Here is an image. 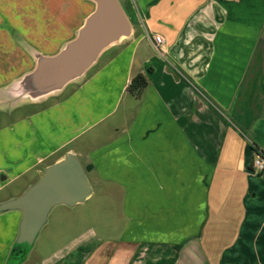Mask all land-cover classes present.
Segmentation results:
<instances>
[{
	"label": "crops",
	"instance_id": "0c3cea01",
	"mask_svg": "<svg viewBox=\"0 0 264 264\" xmlns=\"http://www.w3.org/2000/svg\"><path fill=\"white\" fill-rule=\"evenodd\" d=\"M11 2L24 0H0V89L35 67L27 48L57 53L94 9L67 0L56 6L61 26L20 40ZM120 3L130 38L60 93L0 106L37 107L0 122V203L71 151L91 168L86 202L96 195L105 205L96 223L120 226L70 237L36 264H264V172L253 166L254 148L264 153V0ZM75 6L77 25L67 22ZM154 35L164 39L159 50ZM138 72L148 80L141 98L127 90ZM20 220L0 213V264Z\"/></svg>",
	"mask_w": 264,
	"mask_h": 264
},
{
	"label": "water",
	"instance_id": "95a60500",
	"mask_svg": "<svg viewBox=\"0 0 264 264\" xmlns=\"http://www.w3.org/2000/svg\"><path fill=\"white\" fill-rule=\"evenodd\" d=\"M93 11L84 19L75 37L53 55L27 48L35 67L0 89V106L13 108L23 102H38L82 79L109 47L128 39L133 27L119 0H88ZM93 194V185L79 157L73 152L43 169V173L19 196L0 203V213L19 211L17 245L32 247L58 206L74 208Z\"/></svg>",
	"mask_w": 264,
	"mask_h": 264
},
{
	"label": "rangeland",
	"instance_id": "374dc122",
	"mask_svg": "<svg viewBox=\"0 0 264 264\" xmlns=\"http://www.w3.org/2000/svg\"><path fill=\"white\" fill-rule=\"evenodd\" d=\"M65 2H67V0H24L22 7L17 8V5H12L14 2H11V5L9 6L11 19L13 17L12 14L15 12L18 13V17L20 19L17 24L20 31L16 30L14 32L15 36H20V40H22L21 34L23 31L27 35L31 34V32H34L36 28L38 31H40L39 27L61 26L62 23L60 22L63 18H60L59 15L57 16L56 6H61V4H65ZM76 11L77 7L75 6L73 14L76 13ZM73 14L71 13V15H67V22L69 24L73 23L77 25L81 22L80 12L78 11L74 16ZM11 27H13L12 24ZM38 31L36 32L38 33ZM77 87V84L70 85L67 88V92L61 97L70 95L71 92L77 89ZM51 101H53V99ZM51 103L49 102L47 104ZM36 109L37 107L35 106L23 105L16 110H9L10 112L8 110H6L8 112H3L0 110V122L12 120L18 116L35 112ZM23 184L24 181H20L11 188H21ZM6 190L7 189H5L3 192H6ZM105 212V205L100 199L96 197V195L92 200H89L85 204H80L74 208L63 205L56 207L50 214L47 224L38 235L35 244L32 247L25 246L24 248V246H22L21 250H27L28 253L22 262H19L18 264L39 263L42 261L41 259L46 258L45 256L50 252L62 248L69 241L70 237L77 236L84 231H90V229L98 231L99 228L105 231L106 228L107 233H113L115 228L119 227L120 225H102L96 223V219L99 217V215L104 217ZM12 263L17 264V261L14 259Z\"/></svg>",
	"mask_w": 264,
	"mask_h": 264
},
{
	"label": "trees",
	"instance_id": "16d2710c",
	"mask_svg": "<svg viewBox=\"0 0 264 264\" xmlns=\"http://www.w3.org/2000/svg\"><path fill=\"white\" fill-rule=\"evenodd\" d=\"M147 85H148V80H147L146 75L141 73V72H138L133 76L131 83L128 86L127 90L131 95H133L137 98H141L146 87H147ZM254 150H255L256 154L264 156V153L261 152L258 148L255 147ZM85 169L88 172V171H90L91 168L86 167ZM22 246H24V248H25L26 245H17V244L14 245V247L11 250V254H10L8 264H14V263H12V261L14 259L17 261V264H18L19 262H22V260L26 257L28 251L27 250H21ZM176 248L179 249L180 246H177Z\"/></svg>",
	"mask_w": 264,
	"mask_h": 264
},
{
	"label": "built area",
	"instance_id": "2783aa9c",
	"mask_svg": "<svg viewBox=\"0 0 264 264\" xmlns=\"http://www.w3.org/2000/svg\"><path fill=\"white\" fill-rule=\"evenodd\" d=\"M152 42L156 49H160L161 45L164 43V39L160 35L151 36ZM254 169L257 173L264 172V156L257 154L254 162H253Z\"/></svg>",
	"mask_w": 264,
	"mask_h": 264
}]
</instances>
